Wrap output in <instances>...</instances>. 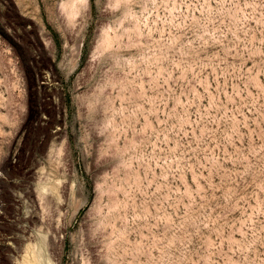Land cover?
Returning <instances> with one entry per match:
<instances>
[{
  "label": "rangeland",
  "instance_id": "1",
  "mask_svg": "<svg viewBox=\"0 0 264 264\" xmlns=\"http://www.w3.org/2000/svg\"><path fill=\"white\" fill-rule=\"evenodd\" d=\"M0 264H264V0H0Z\"/></svg>",
  "mask_w": 264,
  "mask_h": 264
}]
</instances>
